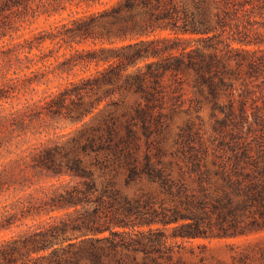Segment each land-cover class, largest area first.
<instances>
[{
	"label": "trees",
	"instance_id": "trees-1",
	"mask_svg": "<svg viewBox=\"0 0 264 264\" xmlns=\"http://www.w3.org/2000/svg\"><path fill=\"white\" fill-rule=\"evenodd\" d=\"M57 15L60 22L50 28L25 32L38 19ZM51 60L61 73L94 68L72 73L74 79L41 100L47 115L84 126L66 145L28 148L18 164L23 173L39 168L78 182L50 187L36 213L32 201L3 205L0 233L42 212L73 208L75 214L0 240V264H67L70 251L63 245L70 249L73 239L90 236L149 252L144 227L151 235L161 231L154 226L175 224L174 237L182 239L264 227V0H0V100L35 82L26 72L31 65ZM189 94L195 110L202 103L198 95L212 105L214 130L232 152L214 154L212 171L194 123L180 127L172 154L183 158L198 189L163 160L175 116L191 109L185 108ZM17 114L1 110L0 124L16 122ZM225 128H231V141ZM2 165L0 196L12 186ZM95 169H122L128 183H156L174 205L151 195L129 198L112 181L100 185Z\"/></svg>",
	"mask_w": 264,
	"mask_h": 264
},
{
	"label": "rangeland",
	"instance_id": "rangeland-1",
	"mask_svg": "<svg viewBox=\"0 0 264 264\" xmlns=\"http://www.w3.org/2000/svg\"><path fill=\"white\" fill-rule=\"evenodd\" d=\"M67 15L68 12L63 14L64 17ZM60 20L61 17L58 15L48 19L42 17L31 26H27L25 32L29 34L31 30L48 29L59 23ZM58 66L59 63L53 60L31 65L26 72L30 78L35 79V82L24 89L15 90L12 93L13 98L0 100V111L18 110L16 122L0 124V142L2 143L0 163L3 164L2 169L6 168L7 182L12 185L9 190L0 196V208L6 204L16 203L18 200L32 201L31 206L35 207L33 212L36 213V211H42L45 193L50 187L53 190H63L74 186L78 182V179H72L68 175L56 177L52 173L39 168L35 170L27 169L23 173L18 164L20 158L28 153L30 148L41 145V142L51 143L50 145L54 143L66 145L84 126L83 123L68 118H53L47 115V109L42 107L43 102L41 100L51 92L62 89L69 80L74 79L72 73L82 76L90 73L94 68H78L68 74L67 72L61 73ZM190 98H193L192 94L187 96L185 105V108H191L190 111L175 116L172 131L168 140L164 143L167 154L163 157V160L172 164L171 170L174 176L182 175L190 188L198 189V183L194 179L196 176L189 173L183 158L179 154H172V152H176L174 141L180 127L185 128L188 120L194 123L193 131L199 132L202 143L208 148L209 154L205 158V163L212 171L215 169L213 165L214 154H225L226 156L231 155L232 152L221 146L220 142L224 140V137L214 130L215 118L213 117L212 105L198 95L202 103L200 108L195 110L193 109L195 103H192ZM225 100V98H221L220 102L223 103ZM128 102L133 104L135 98L129 97ZM216 116L221 118L223 114L216 112ZM87 121L89 123L95 122L91 119H87ZM229 130L231 128H225L223 131H225L226 140L231 141L230 134L227 133ZM244 131L248 136L251 135L247 127ZM144 150H146V145L143 147ZM95 177L100 185L110 181L114 182L116 187L129 198L151 195L157 203L165 200L167 205H174L171 199L161 193L156 183L147 179H139L128 183L127 175L122 169L104 173L95 169ZM213 179L221 184L219 177L213 175ZM74 214L73 208L57 210L49 215L42 212L34 219L32 217L25 219L20 227L14 226L12 231L1 232L0 240L10 239L20 232L25 233L44 226L61 223L64 220H69L70 216ZM51 216L54 217L50 218ZM21 223L19 221L16 225ZM175 227V224L167 228L154 226V229L160 228L161 231L151 235H149L148 227L141 228V232L150 237L148 240H152V242H149V247H151L148 250L149 252L128 246L114 247L109 242L97 241V238L102 236H90L89 239L85 240L82 238L73 239L74 247L67 249V244L63 245L66 250L70 251L67 264H264L263 226L236 236L197 239L174 237ZM162 232L167 236L166 239L162 237ZM105 235L109 234L106 233ZM126 237H129V235ZM161 240L165 242H159ZM73 252H78V256ZM41 255H48V252L41 253ZM41 264H48V262L43 260Z\"/></svg>",
	"mask_w": 264,
	"mask_h": 264
}]
</instances>
